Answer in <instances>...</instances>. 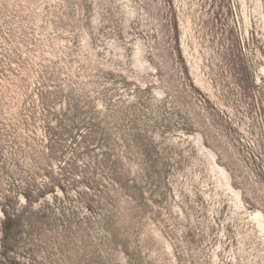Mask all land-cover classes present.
I'll return each instance as SVG.
<instances>
[{
  "label": "rangeland",
  "instance_id": "1",
  "mask_svg": "<svg viewBox=\"0 0 264 264\" xmlns=\"http://www.w3.org/2000/svg\"><path fill=\"white\" fill-rule=\"evenodd\" d=\"M0 264H264V0H0Z\"/></svg>",
  "mask_w": 264,
  "mask_h": 264
},
{
  "label": "trees",
  "instance_id": "2",
  "mask_svg": "<svg viewBox=\"0 0 264 264\" xmlns=\"http://www.w3.org/2000/svg\"><path fill=\"white\" fill-rule=\"evenodd\" d=\"M27 199H29L28 196H27ZM3 212L5 215V220L2 223L1 232L3 234V239L6 241L10 238V224L9 223L12 219V216H11V214L7 213L6 211H3ZM13 216H15V215L13 214Z\"/></svg>",
  "mask_w": 264,
  "mask_h": 264
}]
</instances>
